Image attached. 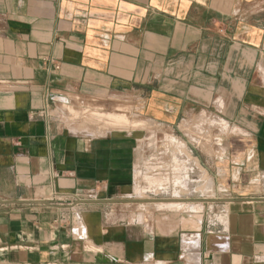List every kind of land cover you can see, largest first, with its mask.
I'll list each match as a JSON object with an SVG mask.
<instances>
[{
  "label": "crops",
  "instance_id": "1",
  "mask_svg": "<svg viewBox=\"0 0 264 264\" xmlns=\"http://www.w3.org/2000/svg\"><path fill=\"white\" fill-rule=\"evenodd\" d=\"M121 97L215 120V212L128 202L143 139L62 114ZM0 200V264H264V0H0Z\"/></svg>",
  "mask_w": 264,
  "mask_h": 264
},
{
  "label": "rangeland",
  "instance_id": "2",
  "mask_svg": "<svg viewBox=\"0 0 264 264\" xmlns=\"http://www.w3.org/2000/svg\"><path fill=\"white\" fill-rule=\"evenodd\" d=\"M113 99L115 98L113 97ZM116 100H119L115 101V103L119 104L115 107L114 111L116 112H102V107H100L101 109L98 107L92 110L88 105L81 106L85 110L83 112H79L71 107H64L61 110L62 114L66 116L71 124H82L84 128L81 129V126L74 128L77 129L74 131L81 135H84V131L87 128L95 131L101 130L100 127L102 126L98 121H105L108 124L113 123L111 121L114 120L113 116L118 114L127 116L131 122L141 123L142 125L136 128H126V130L137 131L140 138L143 139L142 143L145 145L141 150V156L137 165L136 190L138 189L141 192L140 197L148 201H168L180 198L181 202L195 205L201 204L202 206L201 211H198L191 210L190 208L182 209V207L172 209L153 203L152 205L144 204L143 207L148 209L149 213L160 210L166 212L172 211L176 214H181V220H183L193 219L194 217L201 218V215L205 214L210 215L211 209H214L213 211L215 212L217 209L214 204L218 202L217 199L220 196H224L220 192L225 187H228L226 180L215 179V176L211 173L213 170H208L199 162L200 156L203 158V161L221 157V154L218 152L219 147L216 145L219 132L209 130L207 125L201 126L203 130L200 127L204 115L184 118L182 121L179 120L175 127H167L151 121L144 116L133 115L130 99L121 97ZM87 118H93L94 122H88ZM111 131L113 129L110 127L108 129L103 128V134L99 135H107ZM155 178H164V183L160 186L152 185L150 180ZM185 179L190 182L189 187L186 189L181 187V183ZM140 197L136 196V203H140L138 202L142 199ZM6 203V201L0 200V205Z\"/></svg>",
  "mask_w": 264,
  "mask_h": 264
},
{
  "label": "bare ground",
  "instance_id": "3",
  "mask_svg": "<svg viewBox=\"0 0 264 264\" xmlns=\"http://www.w3.org/2000/svg\"><path fill=\"white\" fill-rule=\"evenodd\" d=\"M88 113H90V112H88ZM93 113V112H92ZM90 115V114H89ZM103 115H105V114H103ZM110 115V114H109ZM106 116H108V114H106ZM103 117V116H102ZM113 118H114V120H111L113 123H106L105 121H98L100 124H101V126L102 127H100L101 128V130H93V129H90V128H87V129H85V131H84V135L85 136H88V137H94V136H98L99 134H101L102 133V130H103V128H105V129H108L109 127L111 128V129H113V130H122V129H125L126 130V128H136V127H138V126H140V125H142L141 123H139V124H137V122H131L130 121V119L127 117V116H123V115H114L113 116ZM76 119V118H75ZM102 119V118H101ZM77 120V119H76ZM87 120H88V122H94V119L92 118V119H88L87 118ZM103 120V119H102ZM214 121L215 120H213V118H210L209 116H206V117H203V119L201 120V126H204V125H207L208 127H209V130H212L211 129V125H213L214 124ZM141 122V121H140ZM218 124H221V122H220V120H218V122H217V125ZM91 125V124H90ZM146 125V124H145ZM216 127V126H215ZM214 127V128H215ZM222 127V126H221ZM226 127V126H225ZM217 128V127H216ZM218 129V128H217ZM128 130V129H127ZM223 133V132H222ZM103 134V133H102ZM206 142H208V141H206ZM199 143V142H198ZM209 143V142H208ZM164 179V178H163ZM162 178H159V179H152V180H150V183L152 184V185H158V186H160L161 184H163L164 183V180H163ZM189 181L187 180V179H185V180H183L182 181V183H181V187L182 188H187V187H189ZM136 193H137V195H138V197H140V195H141V192L137 189L136 190ZM140 198H142V197H140ZM137 199V198H136ZM141 201H143L145 204H149V202H145V201H148V200H143V198L141 199ZM151 201V200H150ZM182 200L179 198V199H177V200H159V202H155V203H153V204H156V205H158V206H165V207H167V208H175V209H177V208H180V207H182V209H187V208H190L191 210H198V211H201V209H202V206H201V204H199V205H195V204H187V203H184V202H181ZM158 203V204H157ZM143 204V203H142Z\"/></svg>",
  "mask_w": 264,
  "mask_h": 264
},
{
  "label": "water",
  "instance_id": "4",
  "mask_svg": "<svg viewBox=\"0 0 264 264\" xmlns=\"http://www.w3.org/2000/svg\"><path fill=\"white\" fill-rule=\"evenodd\" d=\"M113 203H116V202H124V201H112ZM128 202H135V201H128ZM138 202H143V201H138ZM145 202H149V203H155V202H159V201H145ZM144 203V202H143Z\"/></svg>",
  "mask_w": 264,
  "mask_h": 264
}]
</instances>
